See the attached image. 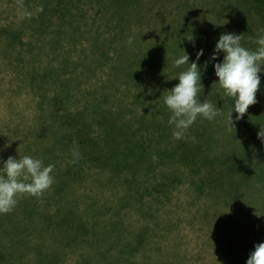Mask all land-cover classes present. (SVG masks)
I'll use <instances>...</instances> for the list:
<instances>
[{"label":"trees","instance_id":"obj_1","mask_svg":"<svg viewBox=\"0 0 264 264\" xmlns=\"http://www.w3.org/2000/svg\"><path fill=\"white\" fill-rule=\"evenodd\" d=\"M26 1L34 12L31 13L30 28L40 40L24 38L26 28L23 26L22 29L8 25L0 28V38L7 46L2 55L15 58L12 64L16 79L21 80L20 87L29 88L36 98L41 99L39 127L30 128L26 135L27 139L34 132L32 137L39 155L30 153V148L25 155L37 156L44 166L55 162L58 165V156L70 161L56 173L60 184L56 192L58 196L54 197L55 193L53 196L58 206L54 214L49 212L46 200H43L41 209L29 208L32 196L30 199L25 196L12 212L0 214V264H25L21 258L23 255L16 256L6 250L2 235L18 232L17 228L25 230L24 225L27 228L38 226V222L45 240L51 238L55 227L67 231L70 241L86 242V255H82L81 264H137L136 257L146 245L148 247L147 228L137 234L135 241L125 242L120 236H114L102 219H84L73 204L64 210L66 195L63 191L74 179H83L84 162L101 171L109 170L114 177L123 179L119 184L127 195L116 204L117 215L135 195L140 208H146L144 193L151 188L141 182L140 190L132 180L138 181L139 174L148 176L154 173L160 163L166 162L173 165L184 163L189 167L192 177H198L194 184L199 192L210 189L213 196L236 197L230 196L229 187L222 182L227 178V160L223 159L221 151L209 157L210 149L204 146V137H211L209 131L215 133L217 128H225L221 123L212 124L211 121H218V116L211 121L198 117L183 138L177 140L173 137L175 126L169 123L171 112L164 103V96L179 83L178 75L187 70L191 62H197V54L193 38L188 39L192 37L191 27L182 28L177 21L166 17L165 0H101L102 7L97 10L100 17L93 19L87 18V10L82 5L84 0H42L38 11L29 0ZM83 25L87 26V31L81 28ZM183 32L188 34L186 39L181 37ZM107 36L110 38L105 39ZM39 46L50 47L52 60L57 59L58 63L41 66L42 50ZM73 52L78 55L75 57ZM185 54L189 55V64L176 67L174 61ZM108 64L110 71L103 72ZM99 73L106 74V79L99 78ZM93 80L98 84H93ZM155 80L162 85L161 89L153 84ZM88 82L90 87H84ZM124 84L129 88L123 89ZM203 85L204 82L201 92ZM52 86L56 89L54 93H50ZM201 92L199 98L203 102ZM113 99H117V103L124 100L131 104L116 106ZM158 108L167 117L155 119L152 114ZM163 120L168 123L162 124ZM193 135L198 136V141ZM22 146L26 148L25 143ZM203 149L206 152L202 156ZM76 152L78 158L74 156ZM154 156H158V161ZM73 160L77 162L73 163ZM233 166L230 173L237 174L239 168ZM160 187L161 183L157 189ZM210 203L217 209L221 204L212 197ZM20 213L24 215L22 218L36 220H20ZM217 216L218 238L225 230L221 216ZM6 224H14L13 230L7 229ZM100 224H103L102 228L98 227ZM44 245L38 247L37 264H59L62 257L58 251H47ZM110 248H118L117 256L110 258L111 261L107 260ZM232 252L230 259L238 254L237 249ZM249 256V252L245 253L246 258Z\"/></svg>","mask_w":264,"mask_h":264},{"label":"rangeland","instance_id":"obj_2","mask_svg":"<svg viewBox=\"0 0 264 264\" xmlns=\"http://www.w3.org/2000/svg\"><path fill=\"white\" fill-rule=\"evenodd\" d=\"M26 2V0H0V28L8 25L14 29H22L23 26L26 28L24 38L38 41L39 36H36L30 28L31 13L34 12L30 10ZM29 2L38 11L42 0H29ZM82 5L87 10L88 19L100 17L97 10L102 7L101 0H84ZM165 5V14L168 19L177 21L182 28L191 27L196 54L203 50V56L198 61L201 68V82H204L201 95L220 110L218 121H211L212 124L221 123L223 124L221 126L225 127L221 130L217 128L218 131L215 133L209 131L211 137H204V146L205 149H210L209 157L221 151V156L227 160L228 167L225 169L227 178L222 182L226 188L229 187L230 196L237 198H230L224 194L213 196L210 189L199 192L194 184L198 177H192L189 167H186L184 163L173 165L166 162L160 163L154 173L148 174L149 177L139 174L136 179L138 181L132 180L136 187L140 188L143 182L145 186L148 185L151 188L144 193L146 208H140L136 200L138 196L135 195L130 204L117 215L116 204L127 195L119 184L123 179L114 177L109 170L101 171L90 163L84 162L86 169L83 179H74L63 191L66 195L63 207L66 210L68 205L73 204L74 209L84 219H90V221L102 219L108 230H111L114 236H120L125 242L135 241L137 234L147 228L148 247L146 245V249L136 257L137 264H235L236 260L238 264H247L248 258L245 257V253H251L255 250L256 244L264 242V141L258 138V132L264 126V71L259 74L261 85L257 92L258 102L249 107L242 119L237 120L238 114L233 110L234 99L224 94L215 74L214 66L222 62L224 53H219L217 60H212L211 57L220 36L224 33L242 35L241 44L249 50H255L258 47L254 41L260 34V30L264 29V1L165 0ZM76 15L79 16L78 13ZM86 27L83 25L81 28L87 31ZM32 36L35 38H31ZM187 36L186 32L181 34L183 39ZM104 38L109 39L110 36ZM5 47H7L6 42L0 38V165H3L10 156L18 159L19 156L25 155L28 148L30 153L39 155L32 137L34 132L27 139L26 135L30 128L39 127L41 99L36 98L29 88L20 87L21 80L19 77L16 79L15 67L12 64L15 58L9 55L5 58L2 55ZM50 49V47L41 48L42 53L39 57L41 66L58 63L57 59L52 60L53 55ZM72 54L75 57L78 55L75 52ZM110 64L102 71L109 72ZM105 75L99 73L98 77L104 80ZM95 80L92 83L98 84ZM153 84L161 89L162 85L156 80ZM86 86H89V82L84 85ZM122 88L129 87L124 84ZM49 89L50 93L56 90L53 86ZM113 101L116 106L119 103L131 104L124 100L118 103L117 99ZM136 106L140 107L137 104ZM232 110L233 126L230 124ZM160 111L161 109L158 108L152 116L155 119L167 117ZM161 123L168 122L163 120ZM193 136L198 141V136ZM23 143L26 144V148H23ZM205 152L204 149L201 151L202 156ZM154 157L158 161V156ZM57 161L58 165H55V160V164L52 163L55 166L52 173L53 185L42 197H33L29 208L36 206L37 209H41L43 200H46L50 206L49 212L53 214L56 212L58 206L54 197L58 196L56 192L60 184L56 173L58 168H64L70 159H62L58 156ZM232 164L239 168L237 174L230 173ZM177 175L178 177H175ZM160 183L162 188L157 189ZM25 196L27 199L31 198L28 195ZM25 196L18 197V203ZM211 197L220 201L218 209L211 206ZM23 211L20 210V212ZM20 214V220H36V218H22L24 215ZM215 215L221 216L222 228L225 230L223 236L218 238ZM12 219L17 221L15 216H12ZM103 224L98 227L101 225L103 227ZM13 225L6 224V227L13 230ZM24 227L25 230L20 231L17 228L18 232L2 235V240L3 245L8 248L7 251L10 250L16 256L23 255L21 258L24 259L25 264H37L38 247L41 244H45L47 251H58L62 257L59 264H81L82 255L86 253V242L70 241L67 231L58 230L55 227L52 229L51 238L45 240L42 237L43 232L40 230L39 222L38 226L33 225L27 228L24 225ZM44 241L48 243H43ZM147 248L149 251H146ZM236 249L237 257L230 259V256H233L232 250ZM107 251L109 253L107 260L110 261V258L118 254V248H110ZM143 253L146 255L142 256Z\"/></svg>","mask_w":264,"mask_h":264},{"label":"clouds","instance_id":"obj_3","mask_svg":"<svg viewBox=\"0 0 264 264\" xmlns=\"http://www.w3.org/2000/svg\"><path fill=\"white\" fill-rule=\"evenodd\" d=\"M25 15H30L25 13ZM131 37L129 42H131ZM188 39L191 41L192 37ZM242 35L224 33L220 36L212 60H217L219 53L223 52L222 62L215 64V74L218 84L224 94L234 99L233 110L240 120L247 113L250 106L257 101V92L260 89V73L264 71V29L254 41L258 47L249 50L242 46ZM203 50L197 54V62H191L187 70L178 75L179 83L164 96V103L171 112L169 123L175 126L174 139H181L198 117L209 121L214 120L220 110L210 101L201 102L199 94L202 90L201 68L198 64ZM189 55H182L174 61L176 67L189 64ZM207 62L205 64V68ZM230 124L232 125V112ZM258 138L264 141V126L258 132ZM78 158L79 153H74ZM77 160H73V163ZM54 165L44 166L43 161L29 155L19 158L8 157L0 168V214H8L14 210L18 197L25 195L40 198L54 183L52 175ZM247 264H264V242L255 245L250 253Z\"/></svg>","mask_w":264,"mask_h":264}]
</instances>
